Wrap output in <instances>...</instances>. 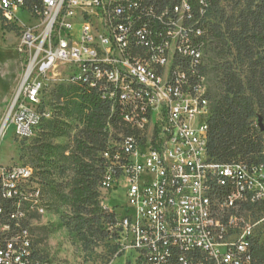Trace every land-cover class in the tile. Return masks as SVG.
Segmentation results:
<instances>
[{"label":"built area","instance_id":"2783aa9c","mask_svg":"<svg viewBox=\"0 0 264 264\" xmlns=\"http://www.w3.org/2000/svg\"><path fill=\"white\" fill-rule=\"evenodd\" d=\"M38 1L28 6L27 0H0L5 24H17L19 12L33 21L20 25L16 45L22 73L5 121L14 136L30 141L39 130L34 119L51 120L52 81L65 85V78L80 77L78 86L115 100L114 112L125 113L119 122H137L128 136H114L109 124L112 142L102 153L110 171L107 186L99 182L98 191L104 193L101 208L115 215L118 252L129 254L131 264H264V255L262 260L255 255L264 248V150L256 163L222 164L208 154L209 101L205 79L195 71L202 50L194 45L197 30L190 24L188 0H181L179 9L162 10L147 0ZM131 29H139V39L123 54ZM166 45H175L172 61H165ZM181 49L192 50L193 83L181 81ZM99 62H114V76L99 69ZM130 105H137V112H130ZM142 106L154 109L158 130L143 129ZM125 152H132V161L123 162ZM25 172L26 165L0 168V202H12L5 221L0 205V264H35L30 228L17 225V218L27 219L42 207L34 203L23 205V213L15 211V202L39 185L25 182ZM221 186L253 189L254 199H219ZM116 189L125 203L120 216L111 210L117 204H105ZM205 192H216L211 209H204ZM212 203L235 211V219L212 216ZM239 203L250 204V211L237 213ZM37 251L50 260L41 245Z\"/></svg>","mask_w":264,"mask_h":264},{"label":"trees","instance_id":"16d2710c","mask_svg":"<svg viewBox=\"0 0 264 264\" xmlns=\"http://www.w3.org/2000/svg\"><path fill=\"white\" fill-rule=\"evenodd\" d=\"M147 1L162 10L180 6L181 0ZM222 1L188 0L193 13L190 24L197 30L194 45L202 50L195 71L205 79L209 101L208 154L222 164L256 163L262 159L264 137V0H230L235 8L230 15L221 8ZM31 2L39 4L27 0L26 5ZM192 64V50L181 49L178 67L188 83H193ZM78 85H58L51 91V120H41L30 140L28 166L41 188L44 208L55 212L59 204L67 207L71 217L65 226L88 249L107 239L116 225L115 215L101 208L98 191L110 167V160L102 159L107 143L112 142L110 125L114 136H128L137 129L133 122H119L125 120V113L114 112L115 101L102 100L99 90ZM73 121L80 129L72 144L55 145V139L69 135ZM66 172L69 181L62 186L56 175ZM0 205L5 221L12 202ZM34 244L38 246L35 240ZM255 255L262 260L264 248L256 249Z\"/></svg>","mask_w":264,"mask_h":264},{"label":"rangeland","instance_id":"374dc122","mask_svg":"<svg viewBox=\"0 0 264 264\" xmlns=\"http://www.w3.org/2000/svg\"><path fill=\"white\" fill-rule=\"evenodd\" d=\"M220 6L227 15H230L235 9L234 4L230 0H223ZM18 19L17 24L9 25L5 24L0 18V129L3 126L0 131V168L30 165L29 150L31 141L19 140L14 136L13 126L11 124L7 126L8 122L6 125L4 124L10 116V108L20 84L22 73L21 60L16 53V45L20 38V25L33 23V21H28L23 12H19ZM58 85L59 81H52V88ZM65 85H68L66 78ZM203 87H206V85ZM50 103V113H52L54 105L51 102V98ZM79 129L80 125L77 122H71L69 135L55 139L53 141L54 144L59 146L71 145L73 136ZM56 178L62 186H65L69 181L67 172L62 176L56 175ZM122 196V190L116 189L108 194V200L105 201V204L109 206L118 205L111 209L117 216L122 214L125 205ZM103 202L104 193L100 191L101 206ZM69 217H71L69 209L62 204L58 205L55 212L46 210L43 207V211L39 212V214L29 213L26 216V224L38 244V249L41 245L50 258V260L45 258L48 264H131L132 257L129 254L118 252L115 230L109 231L110 236L97 243L96 246L85 249L77 240L75 234L66 228L65 222ZM41 237L44 239L41 240Z\"/></svg>","mask_w":264,"mask_h":264},{"label":"bare ground","instance_id":"6f19581e","mask_svg":"<svg viewBox=\"0 0 264 264\" xmlns=\"http://www.w3.org/2000/svg\"><path fill=\"white\" fill-rule=\"evenodd\" d=\"M174 9H179V6ZM139 39V29H131L127 30L126 39H123V54H130V49L133 48L135 42ZM173 53H175V45H166L165 47V61H172ZM191 66V65H190ZM99 69H106L107 76H114L116 73V64L114 62H99ZM178 72H181V69L178 67ZM181 81L188 83L187 76L184 72H181ZM68 85L80 84V77H71L66 78ZM90 88L91 87H86ZM100 97L102 100H107L110 103L115 100H108L107 95L101 92ZM132 108V112H137V105H130ZM143 114H146L143 116ZM125 119V117H124ZM41 120H48L46 118L34 119V127H38ZM133 126L137 129V122H133ZM142 126L143 129L158 130V123H155V113L154 109L149 106H142ZM37 131V130H36ZM36 133V132H35ZM111 143V140L109 141ZM125 159L123 162L132 161V152L123 153ZM109 162V160H108ZM109 165V164H108ZM107 165V166H108ZM110 167L104 176V180L102 186H107L108 176H109ZM25 182L36 181L34 176V171L29 166H26V172L24 174ZM38 184V183H37ZM232 195H243L246 199H254V190L247 189V187H238L237 186H221V190H219V199H228L229 196ZM216 199V192H205V200H204V209H211V200ZM34 203H38L39 207L43 205L41 201V188L37 185L32 189V195H25L22 198V202H15V211L16 213H23V205H34ZM250 211V204L247 203H239L236 205L237 213H244ZM212 216H218L220 219L226 220H234L235 219V211L229 210H220V203H212ZM27 219L17 218V225L19 226H28L26 224ZM34 236L31 235L30 231H27V242H30V258H35V264H48L45 258H40V253L38 246L34 244Z\"/></svg>","mask_w":264,"mask_h":264},{"label":"water","instance_id":"95a60500","mask_svg":"<svg viewBox=\"0 0 264 264\" xmlns=\"http://www.w3.org/2000/svg\"><path fill=\"white\" fill-rule=\"evenodd\" d=\"M4 124H5V123H4ZM4 124H3V125H4ZM260 126H261V129H262V128H263L262 125H260ZM2 127H3V126H2ZM2 127H1V129H2ZM1 129H0V131H1Z\"/></svg>","mask_w":264,"mask_h":264}]
</instances>
